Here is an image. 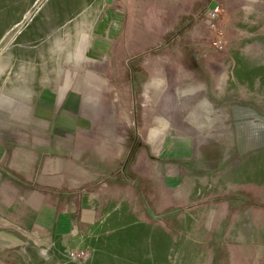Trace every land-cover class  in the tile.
<instances>
[{
	"label": "rangeland",
	"instance_id": "obj_1",
	"mask_svg": "<svg viewBox=\"0 0 264 264\" xmlns=\"http://www.w3.org/2000/svg\"><path fill=\"white\" fill-rule=\"evenodd\" d=\"M124 2L128 26L119 28L115 0H0V137L6 147L15 142L11 146L31 155L49 151L50 135L34 130L41 95L56 96V89L58 94L84 92L88 103L100 104L88 130L91 141L133 147L137 175L131 163L122 164V177L132 175L124 180L122 197L131 186L139 208L144 200L158 207L169 200L173 215L168 226L176 228L177 214L199 209L201 203L194 201L224 198L231 187L226 178L230 168L242 163L244 153L264 145L252 132L264 129V0H196L195 12L192 0ZM178 13L184 16L179 22ZM84 39L85 51L78 49ZM20 103L30 110L24 119L18 115ZM183 141L189 143L186 155L172 146ZM147 178H153L152 193L151 188L145 192ZM249 189L248 210L264 212V187ZM178 196H190L186 208L177 204ZM115 210L123 212L126 206L118 204ZM107 216L84 238L88 256L76 264H88L94 253L90 244L100 247L96 251L103 258L114 259L113 214ZM125 227H131L130 221ZM184 238L172 235L170 243L183 244ZM188 239L186 248L213 255V264L226 260L224 246L211 237H203L201 244ZM232 240L230 249L239 261L245 255L251 264L254 255L253 264H264L263 241ZM67 246L60 249L58 264H68ZM177 252L171 245V261Z\"/></svg>",
	"mask_w": 264,
	"mask_h": 264
},
{
	"label": "crops",
	"instance_id": "obj_2",
	"mask_svg": "<svg viewBox=\"0 0 264 264\" xmlns=\"http://www.w3.org/2000/svg\"><path fill=\"white\" fill-rule=\"evenodd\" d=\"M192 2L194 6L191 10L195 12L196 0ZM114 4L115 27L128 26L126 2L115 0ZM160 9L164 11L163 7ZM175 9L180 10L178 7ZM166 13L169 14L168 7ZM183 17L178 13L175 21L179 22ZM149 19L153 27L154 12ZM159 26H162L161 23ZM87 43L84 39L78 49L87 50ZM129 72L134 75L131 70ZM55 92L56 96L52 92L41 95L44 102L39 103L33 118V123L39 127H34L39 136L43 135L42 130L46 131L45 135H50L49 151L43 154L34 151L35 155H31L17 146H11L15 144L11 141L15 138L8 140L13 143L6 147L0 137V262L58 264L60 249L69 245L64 250L65 260L68 264H76L78 261L67 257L68 252L77 246L73 244L86 248L84 238L93 235L100 219L108 218L110 213L113 214L116 237L112 247L114 259L103 258L104 255L97 254L100 247L90 244L89 250L94 253L88 264H213L216 262L213 255L187 249L184 244L187 238L189 242L201 244L205 240L203 237H211V242L224 246L222 252L226 260L218 259L221 264H250L245 255L243 261H239L230 245L235 236H241L244 242H264V212L249 211L247 196L250 186L264 187V145L256 153H244L242 163L230 168L226 178L231 187L224 198L194 201L197 205L201 203L199 209L180 212L176 215L177 227L170 228L168 220L173 214L172 210H168L169 200L163 201L161 207L153 202L150 206L144 200L139 208L137 191H132L130 185L122 197L124 185L128 184L124 180H131L132 177H122L125 171L122 164L126 167L131 163V169L137 175V168L131 160L133 147L127 149L124 144L123 148L122 143L120 148H113L107 143L100 145L91 141L88 130L96 120L100 104L88 103L84 92L80 95L76 91L64 94L60 90L58 94L56 89ZM91 93L90 96H93V91ZM56 97L59 98L58 104ZM19 106L22 109L18 115L24 119L30 110L24 103ZM257 128L252 131L254 137L264 139V129ZM108 136L113 135L110 133ZM172 146L177 147L182 155L190 151L186 141ZM153 182V178H147L145 192L151 188L149 193H152ZM189 197L178 196L177 204L186 208ZM118 204H124L126 210L116 212ZM127 220L130 221V228L125 227ZM108 221H111L110 217ZM138 221H141L140 227H133V223ZM172 235L184 236V243H170ZM171 245L178 251L174 261L170 260ZM249 259H252L251 264L257 261L254 255H250Z\"/></svg>",
	"mask_w": 264,
	"mask_h": 264
},
{
	"label": "built area",
	"instance_id": "obj_3",
	"mask_svg": "<svg viewBox=\"0 0 264 264\" xmlns=\"http://www.w3.org/2000/svg\"><path fill=\"white\" fill-rule=\"evenodd\" d=\"M219 9L221 8H217V9H213L212 11H214L212 14L213 16H216V12L219 11ZM88 256V252L86 250L83 249H76V250H70L67 254V257L70 260H74L76 261L78 259V261L84 260L85 258H87Z\"/></svg>",
	"mask_w": 264,
	"mask_h": 264
}]
</instances>
